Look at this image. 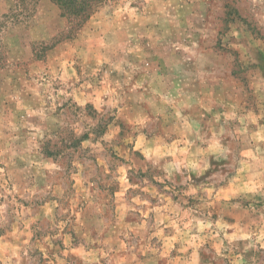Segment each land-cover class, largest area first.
<instances>
[{
	"label": "rangeland",
	"instance_id": "obj_1",
	"mask_svg": "<svg viewBox=\"0 0 264 264\" xmlns=\"http://www.w3.org/2000/svg\"><path fill=\"white\" fill-rule=\"evenodd\" d=\"M0 0V264H264V0Z\"/></svg>",
	"mask_w": 264,
	"mask_h": 264
},
{
	"label": "trees",
	"instance_id": "obj_2",
	"mask_svg": "<svg viewBox=\"0 0 264 264\" xmlns=\"http://www.w3.org/2000/svg\"><path fill=\"white\" fill-rule=\"evenodd\" d=\"M62 4V7L68 12H76L77 6L75 4V0H57Z\"/></svg>",
	"mask_w": 264,
	"mask_h": 264
}]
</instances>
